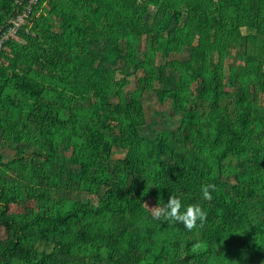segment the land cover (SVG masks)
Wrapping results in <instances>:
<instances>
[{
  "label": "trees",
  "instance_id": "1",
  "mask_svg": "<svg viewBox=\"0 0 264 264\" xmlns=\"http://www.w3.org/2000/svg\"><path fill=\"white\" fill-rule=\"evenodd\" d=\"M32 9L0 50V264H264V0ZM18 10L0 0V24ZM158 84L179 122L147 135ZM169 196L206 217L157 220Z\"/></svg>",
  "mask_w": 264,
  "mask_h": 264
},
{
  "label": "rangeland",
  "instance_id": "2",
  "mask_svg": "<svg viewBox=\"0 0 264 264\" xmlns=\"http://www.w3.org/2000/svg\"><path fill=\"white\" fill-rule=\"evenodd\" d=\"M242 32H245L244 29H242ZM245 40L246 42L244 43V45H241L242 53H245L248 48V39L245 38ZM189 51L190 50L188 48H183L182 51L172 53L171 55L163 54L160 58V61H176L175 59L183 58L184 56L186 57L189 54ZM137 56L139 57V59H142V51L138 52ZM234 60L237 63L242 62V59L239 57L234 58ZM112 65L116 66V64ZM169 65L173 68V64L169 62ZM117 72L119 73V75L127 76V78L131 80L135 77L136 74L133 69H129L126 71V69L120 68ZM166 83L168 82L166 81ZM164 84H158V87L157 85H155L156 87L154 90L144 92L142 101L145 110V123L142 127V131L147 135L153 134L151 128H155L157 130H162L164 128H174L175 125L179 122L178 115L173 114L169 108V104L172 101L173 89L170 88V90H168V95H170V97H164L163 101H160L161 97L163 96V91H166V89H168L169 87L168 85H165L164 87ZM131 88L132 87H130V89ZM113 151L114 157L123 156V153H120L116 147ZM0 153L3 154L4 157H8L12 156L14 151L9 144L0 140ZM9 211H21V207L19 208L13 204H10ZM5 233V229L0 225V241L4 239Z\"/></svg>",
  "mask_w": 264,
  "mask_h": 264
},
{
  "label": "clouds",
  "instance_id": "3",
  "mask_svg": "<svg viewBox=\"0 0 264 264\" xmlns=\"http://www.w3.org/2000/svg\"><path fill=\"white\" fill-rule=\"evenodd\" d=\"M214 187L215 185L202 187L204 199H212L213 193L209 189ZM149 208L153 210L152 215L157 220L183 222L189 229L193 228L198 221H203L207 215L206 209L200 203L185 204L180 196H169L163 204L157 203Z\"/></svg>",
  "mask_w": 264,
  "mask_h": 264
},
{
  "label": "built area",
  "instance_id": "4",
  "mask_svg": "<svg viewBox=\"0 0 264 264\" xmlns=\"http://www.w3.org/2000/svg\"><path fill=\"white\" fill-rule=\"evenodd\" d=\"M37 2L38 0H15L19 9L18 12L0 24V50L8 39H12L16 36L21 26L29 25L28 19L34 11L32 9V4Z\"/></svg>",
  "mask_w": 264,
  "mask_h": 264
}]
</instances>
